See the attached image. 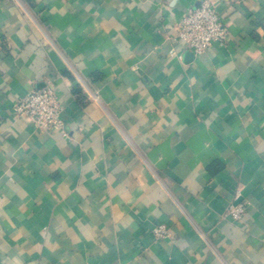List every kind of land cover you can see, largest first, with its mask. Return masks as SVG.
<instances>
[{"label": "crops", "instance_id": "crops-1", "mask_svg": "<svg viewBox=\"0 0 264 264\" xmlns=\"http://www.w3.org/2000/svg\"><path fill=\"white\" fill-rule=\"evenodd\" d=\"M197 5L0 0V264H264V0L200 56ZM48 83L67 136L12 109Z\"/></svg>", "mask_w": 264, "mask_h": 264}, {"label": "built area", "instance_id": "built-area-1", "mask_svg": "<svg viewBox=\"0 0 264 264\" xmlns=\"http://www.w3.org/2000/svg\"><path fill=\"white\" fill-rule=\"evenodd\" d=\"M217 1L198 0V5L189 7L178 25L177 39L183 41L186 49L195 56L203 55L213 46H224L229 40L230 33L217 9ZM12 109L18 118L39 132L59 131L64 136L68 135L62 118L60 94L52 83L27 92L13 103ZM246 211V203L232 204L227 217L233 223H240ZM152 232L157 239L170 238V232L164 225H157Z\"/></svg>", "mask_w": 264, "mask_h": 264}]
</instances>
